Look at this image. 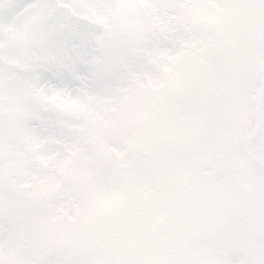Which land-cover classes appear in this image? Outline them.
I'll return each mask as SVG.
<instances>
[{"label":"snow or ice","instance_id":"snow-or-ice-1","mask_svg":"<svg viewBox=\"0 0 264 264\" xmlns=\"http://www.w3.org/2000/svg\"><path fill=\"white\" fill-rule=\"evenodd\" d=\"M0 264H264V0H0Z\"/></svg>","mask_w":264,"mask_h":264}]
</instances>
